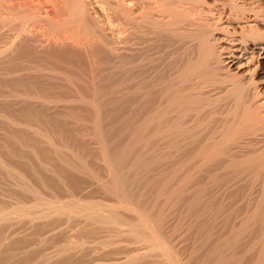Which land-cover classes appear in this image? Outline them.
<instances>
[{"label":"bare ground","instance_id":"obj_1","mask_svg":"<svg viewBox=\"0 0 264 264\" xmlns=\"http://www.w3.org/2000/svg\"><path fill=\"white\" fill-rule=\"evenodd\" d=\"M90 1H93L95 3V5L99 6L102 10L107 9L106 7H108V10L111 12L113 17H118L121 19V24H122V21L125 22L124 24L130 23V28L132 30L131 35H133V38L137 41L136 45H139V44L147 45L148 43H151V41L157 40V41H160L164 44L169 43L168 47L165 45L166 48H169V45H172V44L174 45V46L172 45V47L176 48V51H174L173 54L170 53V56H169V54L168 55L166 54L167 56L170 57V58L167 57L169 59V62L161 70V73L158 74L157 81H155L152 85H141V86H139V84H142V83L138 82L139 83L138 84L136 82H133L134 80L132 79L131 83H133V85L131 87V93H130L131 94V97H130L131 98V101H130L131 102L130 103L131 104V106H130V123H131V126H130V128H131V133H132L131 137L134 141L143 142V143H146V142L147 143L163 142L166 144H168V143H176L177 144V146H178V149H177L178 153L177 154L179 156H176V157L177 158L179 157L178 158L179 161H177L178 162L177 168H178V173H179V175H178L179 186H178V188H176V187L175 188L178 191L177 193H179V195H182V196H184L188 190H191V192H192L191 198L193 199V203H194V206L196 207V211H197L196 216H198L200 219H203V221H205V220L207 221L206 225H208V230H206V231H207V234H208L207 236H208V240H209V247H208L209 264H264V3H261V1H257V0H126L127 3L125 2V0H68L69 3L68 4L66 3L67 4L66 6L69 9V13H68L69 16H66L68 18H66L64 16L65 19H63L64 17L63 18L61 17L62 14L58 10L57 15H59V16H56V17L54 16L55 18L54 17L47 18L43 21H45L47 25H49L51 28H53L52 30L54 31L55 35H57L56 33L64 25L66 27V24H68L69 22L73 23L74 21H71V20H76L75 19L76 17L78 18L79 23H76V24L74 23L75 26L80 24V23L81 24L84 23V26H86L85 24L88 23L94 29L99 30L100 28L99 29H97V28L100 26V23H99L100 21L98 20V18L94 17V14H96V13H94L93 16L90 14V10L92 9V8L90 9V7L92 5V3ZM54 2L56 3V0H54ZM55 3H54V5H57ZM124 3H126V4H124ZM129 4H130V7H129ZM104 5L106 7H104ZM25 6H24V3L22 4L19 1V3H17V4L14 3L13 6L9 5L8 8L5 6L6 10H4V6H3L2 10L5 11L4 13H2L3 11L0 8V10L2 11L1 15H0V25L2 24V26L3 25L7 26L10 29V31L15 30V31H12L15 33L10 34L11 37H9V38H11V39H9V41L6 40L8 37L7 38L4 37V39L6 40V41L5 40L3 41V42H6L5 46L4 45H3L4 47L0 46V76L6 75V78L8 77V79H9V77H11V78H17L19 80L20 79L23 80L22 78H24V77L26 78L27 76H29V74H31L33 72V70L35 69L33 64H32V66L27 64L28 66L26 68L22 67L23 69H18V68L14 69L11 65H9L8 67L10 68V66H11L12 68H10L8 70H5L3 68L4 70H2L3 72H1V66L3 65L2 63H6V61L9 62L12 59L14 60V56L17 54V51L20 50V49L19 50H17V49L21 48V46L24 45V42H27L26 41L28 38L27 35L32 31L31 29L32 28L36 29V27H35L36 25L34 26V24H36L37 21L41 22V18H39L37 16V14L33 12L34 9H31L32 7H30L29 10H27V7H25ZM53 9H55V8H53ZM25 10H27V11H25ZM55 11H56V9H55ZM57 12H55V15ZM105 15H106V13H105ZM71 17H75V18L71 19ZM81 24H80V26H83V24L82 25ZM88 24H87V26L89 27L90 25H88ZM29 28H31V29L29 30ZM63 29H65V28H63ZM63 29H61V30H63ZM77 29H79V27ZM96 30H94V32H96ZM34 31H32V32H34ZM4 32H5V30H4ZM50 34H51V32H50ZM59 34L61 35V33H58V36H59V37H57L58 40L60 39V37L62 38V36H60ZM2 35L0 36V40H2ZM8 36H9V34H8ZM36 36H37V34H36ZM32 37H33V40L36 38L35 36H33V34H32ZM65 38L66 37H64V39ZM32 42H34V41H32ZM88 42H89V40H88ZM36 43H38V42H36ZM64 43H65V41H64ZM57 46H58V44H57ZM152 47H154V46H152ZM163 47H164V45H163ZM175 48H172V49L175 50ZM170 49H171V46H170ZM137 50H138V48L134 47V52H135L134 56H133L134 61H136V58L138 56ZM173 50H170V51H173ZM140 51H142V49ZM20 54H22V53H20ZM132 55H131V57H132ZM153 59H154V57H153ZM151 61H154V60H151ZM151 61H149V62H151ZM14 62L15 61H12V63H14ZM133 62H131V63H133ZM144 63H143V65L146 66V64H144ZM155 63H157L159 65L160 63H163V62H160V63L155 62ZM136 64L137 63H135V65ZM14 65H15V63H14ZM4 66H5V64H4ZM18 67H19V65H18ZM131 67H132V65H131ZM148 67H150V66H148ZM38 68H40V66ZM135 68H137V67H135ZM40 70H38V71H40ZM41 71H43V70H41ZM137 71L138 70L136 69V72ZM34 72H37V71L34 70ZM43 72H42V74H44ZM47 72H49V71H47ZM131 72H132V70H131ZM136 74L138 75V73H136ZM149 76H151V75H149ZM135 77L132 76V78H134V79H140L139 77H137V78H135ZM44 78H46V77H44ZM147 78H148V76H147ZM145 79L146 78H144L143 80L145 81ZM147 82H148V80H147ZM18 83H19V81H18ZM143 83L146 84L145 82H143ZM61 84H62V82H61ZM147 84H150V83H147ZM21 85H23V84H21ZM12 88L13 87H11L12 91L10 89H8V91L6 90L7 92L6 91L4 92V90H2L3 92H0V101L1 102L5 101V103L11 102V103H17V104L23 103L24 105L28 104V106L33 108V109L35 107V110L33 112H35L41 108L47 109V110L50 109V110H52L51 112H53L54 108L55 109L59 108V107L61 108L62 105H66V104H67L66 106H68L69 104L72 103V101L74 103H76V102L79 103L80 101L83 102V100L85 98V97L79 96L78 99H75V100L71 99L68 101L67 98L65 99V98H62L58 95L57 96L47 95L48 93L43 94V93H40L42 91L39 92L38 90H37V92L27 91V90L20 92L16 89L17 92H14L13 90H15V89H12ZM22 89L25 90L24 88H22ZM44 91L45 90H43V92ZM85 101H86V99H85ZM24 105L22 107H24ZM0 107H1V105H0ZM65 107H64V109L63 108L60 109V112H61V110L62 111L65 110ZM20 108H18V109H20ZM37 108H39V109H37ZM66 108H68V107H66ZM79 109H80V107H79ZM21 110H22V108L20 109V112H21ZM29 110H30V108L29 109L27 108V111H29ZM24 111H26V110H24ZM43 111H45V110H43ZM33 112L31 111V113H33ZM31 113H29V114H31ZM7 114H9V113H6V112H4V110L0 109V123L2 121H4L5 124L7 123L8 126L13 128V130L17 129V132L19 130L21 132L23 131L24 133H34L35 135L32 134V136L34 135L33 138L36 135L37 136L40 135V138H42L41 144L44 143L45 145H47L46 147L49 148L50 151L52 150L56 155H58V156L54 155V157L55 158L57 157L56 159L61 164V166L62 165L65 166V168H67L68 171L76 172V174H78V172H81L80 167H78L74 164L75 162L74 163L72 162V164H71L69 161L64 159V158L68 159L70 157H68V158L64 157L63 159L60 157L61 155H62V157H63V155H66L63 153L60 155V153L63 151L62 150L63 146L66 148V146H65L66 144L65 145L62 144L63 146H62V148H60V146H59L60 144H57V142H55L56 140L54 141L52 139L55 136L51 135L52 133L50 134L47 131V133L49 135H51L52 137L48 136V134L45 131H43L44 129L46 130V128H44L43 130L41 129L42 128L41 124H40L41 125V128H40V125H39L40 121H38V125H34V124H32L33 121L29 123L27 121L28 119H25V117L28 116V114L25 117H23V115H22V118L20 117L19 113L13 117L9 116V115H14L15 113L14 114L11 113L9 115H7ZM21 114H22V112H21ZM48 114H50V112ZM17 115L20 118L17 117ZM56 116H58V115H56ZM48 119H50V118H48ZM45 120H47V119H45ZM36 121H37V118H36ZM2 126H3V124H2ZM94 126L96 128V125H94ZM89 127H92V126H89ZM4 128H6V127H4ZM4 128H1V129H3V131H4ZM10 130H11V132H13L12 129H10ZM124 131H126V130H124ZM4 132L6 133L8 131H4ZM4 132H2L1 134H3ZM96 133L97 132L94 133V136H98V133L97 134ZM54 134H56V133H54ZM14 135H15V133H14ZM4 136L7 137V134L6 135L4 134ZM91 138L95 141L97 140L96 138L94 139V137H91ZM97 138L99 140V136ZM10 139L12 140V138H10ZM34 139H36V138H34ZM38 140H39V137H38ZM24 141H25V139H24ZM39 142H40V140H39ZM135 143H134V145H135ZM1 144H3V143L1 142ZM98 144H100V143H98ZM18 145H20V144L18 143ZM33 145L29 146V145H27V143H26V145L21 144V146L19 148H21V147L23 149L30 148L31 151L34 152L35 156H36V153L38 151L37 152H35V151L38 148H36V149L34 148L35 149L34 150ZM168 145H170V144H168ZM161 146L163 147V145H161ZM100 147L103 150V148H102L103 146H100ZM65 148H63V149H65ZM7 149H8V147H7ZM14 149L15 148H13L11 150V153H13L12 151ZM30 149H29V151H30ZM9 150L10 149H8V151H6V152H10ZM18 150L19 149H17V151ZM68 150L69 149H67V151ZM141 150L142 149H140V151ZM26 151L28 152V150H26ZM53 152H51V153H53ZM100 152H101V150H100ZM152 153H154V152H152ZM17 154H19V153H17ZM135 155H137V154H135ZM173 155L175 156L176 154H173ZM66 156H68V154ZM142 156H144V155H142ZM12 157H14V156H12ZM19 157H21V156H19ZM122 157H123V155H122ZM36 158H37V156H36ZM99 158H101V157H99ZM111 158H113V156H111ZM156 158H158V157H156ZM165 158H167V157H165ZM5 159L0 154V168L4 172V175L3 174L0 175V176H2L0 178V185H2V186L8 185V187L12 186L10 188H12V189L14 188L15 190L17 189L16 191L20 190L24 194H26L28 192L29 194H31L30 197L31 196L33 197L32 200H34V202H32V203L30 202V205H29V202H27V203L22 202L20 200V198L17 197L18 198L17 200L14 199L16 202L9 205L8 203H5V201L3 203V200L1 197L2 202L0 201V237H1L0 238V249H3V247L4 246L6 247V245H8L10 247L9 244H12V242H14L15 237L13 238L11 236H14L15 233H17V231L15 232V230H17L18 228L15 227L14 224L18 225L19 222H23V223L28 224V226H30L31 229L36 228L38 230V231L35 230V231H37L36 235H38V237H36L37 240L40 242H44L49 237V235L55 236L56 234H54V231L56 232L57 229L59 230V228H60V232L59 231L58 232L61 233V230H63V228L61 229V226L64 227L65 225H66L65 229L63 230L65 235L68 234L69 231H70V234L73 232L72 235H75L76 233L74 234V231H72V230H75V228L78 225V221H81L83 223L85 222L88 226H89V224H91L92 229H94V230L100 229L99 230L100 232H101V230L102 231L105 230L106 232H108L107 235H109V233H112L115 235L117 233H121L120 232L122 230L121 227L125 226V229H126V226H127V230L125 231L127 233V235L129 234V236H130V234H131L133 237L138 238L141 241L143 240V241L147 242V245L149 246V250H151L150 254L152 255V257H153V255L161 256L165 259H168V261L170 260L172 262V264H177V262L180 261L178 259H177L178 261H176L175 252L170 247L171 244L169 245L167 240H165L166 238L164 239L161 236L162 232L158 231L161 229V228L159 229V227H161V226H159V227L153 226L152 227L153 222H149L148 218H150V215L148 214V216H149L148 217L146 215L147 214L146 211H145L146 214H143L142 212H139L142 210H139V209H136L135 207H132L131 204H129L130 203L129 201H128L129 202L128 203L127 200H124L126 197V193L125 192L122 193L123 192L122 189L125 190V188H122V189H120L121 187L115 188V191L116 190L118 191V189L120 191H122V192H119L120 193V194H118L119 196L123 194L125 197L122 198L120 196L122 199H119L120 197L118 198V195H117L118 202L116 204L112 203V205L103 204L100 202H95L93 200L88 201L87 200L88 198L87 199L79 198V196L77 197V195L74 193L72 196L69 195L70 198H68L66 200L60 199L61 197H58V194H56V196L47 197L48 195L47 196L44 195L45 192L43 193V191H41V189L39 187L31 184L32 181L30 183V180L28 179L29 173L27 174V172L25 171V170H27L26 165H24L26 168V169H24L23 166L15 165V163L13 164V162L5 160ZM42 159H44V158H42ZM110 159L109 160L107 159V160L111 161ZM168 159H169V157H168ZM17 160L19 161V159H17ZM107 160H106V163H107ZM136 160H138V159L136 158ZM36 161H38V164H36V162H35V164L41 168L42 173H44L42 171L43 169L46 171H51V172L54 171V169H55L52 167V165H55V162H54V164L51 165L50 164L51 160L46 161V160H41L38 158V160H36ZM52 161H53V159H52ZM104 161L105 160H103V163H104ZM145 161H146V158H145ZM156 161H157V159H156ZM149 162L152 163L151 161H149ZM174 162H176V161H174ZM79 163H80L79 164L80 166H81V164L85 165L83 162L82 163L79 162ZM135 163H133V164L135 165ZM29 165H30L29 167H31V169H30L31 171H37L38 172L37 167L35 168V166H33L31 164H29ZM106 165L108 166V163ZM109 165H110V163H109ZM112 165H114V164H112ZM112 165H111V167H112ZM121 165H122V163H121ZM163 165H165V164H163ZM61 166L58 168H61ZM103 166L106 167L105 164H103ZM167 166H168V164H167ZM55 167H57V166L55 165ZM98 167H99V165H98ZM111 167L109 168V170H111ZM124 167H126V166L124 165ZM141 167H143V166H141ZM52 168H53V170H52ZM82 168H84V167L82 166ZM127 168H129V166ZM133 169H135V168H133ZM87 170H89V169H87ZM28 171H29V169H28ZM84 171H86V170H83V172ZM107 171H108V169H107ZM107 171H106V173H107ZM55 172L56 171L52 172L51 175H53V173L55 174ZM57 172H56V174H57ZM71 172H69V173H71ZM38 173H40V171ZM38 173H36V175ZM48 173L50 174V172H48ZM60 173H62V172H60ZM113 173H115V175H117L116 172H113ZM91 174L93 175V173H91ZM134 174L135 173H133V175ZM63 175H61V176H63ZM86 175H88V174H86ZM30 176H31V174H30ZM61 176L57 182L61 181L63 184H65L64 182H66V181H64L63 177L61 179ZM117 176L119 177L122 175L119 174ZM128 176H129V174H128ZM56 177H57V175H56ZM88 177H87V179H88ZM133 177H135V175ZM94 178L92 176L93 180H91V183H92V181H95ZM121 178L118 180H122ZM97 179L101 180V178H99V177H97ZM97 179H96V181H97ZM89 180L90 179H88V182H89ZM100 180H98L95 183H97L105 192L109 191V189H110L109 188V185H110L109 182L106 183L105 181H103L104 180L103 179L102 180L103 183H102V181L100 182ZM118 180H116V181H118ZM139 180H137V181L139 182ZM161 180L163 181V179H161ZM43 181L44 180H42V182ZM128 181H130V180H128ZM121 182L122 181H120V183ZM45 183L43 182L42 186L43 187L45 186V188L48 189V183H47V185ZM110 183H112V182L110 181ZM120 183H118L117 186L121 185ZM106 184L107 185L109 184V185L107 186ZM122 184H124V183L122 182ZM57 185H59V184H57ZM65 185H67V184H65ZM53 186H55V185H53ZM113 186H116V184L114 183ZM113 186H112V188H114ZM162 186H163V184H162ZM61 187H62V189L65 188L63 186H61ZM91 187L93 188V186H91ZM91 187L89 189L90 192H92ZM122 187H123V185H122ZM158 187H160V186H158ZM86 188H88V187H86ZM171 188H173V187H171ZM65 189H67V188H65ZM49 190H51V189H49ZM51 191H53V190H51ZM68 191H70V190L68 189ZM115 191H114V193L116 196V193H118V192H115ZM155 191H156V188H155ZM171 191H172V189H171ZM156 192H158V190ZM110 194H112V193L110 192ZM52 195H54V191H53ZM2 196H5V194L3 193ZM6 196H7V194H6ZM9 196H10V194H9ZM14 197H16V196H14ZM126 199H128V198H126ZM154 203H155V200H154ZM142 204H144V203L142 202ZM168 204H169V202H168ZM162 205H164V204H162ZM146 208H148V207H146ZM150 208H151V206H150ZM121 210H124V211H122V215L126 211L130 212L129 215L130 214L132 215V213H133V215L136 216V220L134 219L135 220V221L133 220L134 222L133 221L130 222V220L128 222H127V220L125 221L120 216ZM155 212H156V210H155ZM160 214H161V212H160ZM146 216L148 218H146ZM127 218H128V214H127L126 219ZM152 218H153V216H152ZM76 219H78V221H76L77 225H74V223L71 224V222L72 221L74 222ZM19 224L21 225V223H19ZM26 224H24V227L27 228L28 226ZM81 225H83V224H81ZM93 225H94V227H93ZM118 226H121V227H118ZM30 227H28V228H30ZM117 227L120 228L121 230L119 231L117 229ZM89 228L90 227H88V229ZM23 229H25V228H23ZM32 230H34V229H32ZM84 230L85 229H83V231ZM87 230H86V232H87ZM94 230H93V232H95ZM80 231L81 230H79V232ZM90 231H91V229H90ZM79 232H77V233H79ZM84 232H82L83 237L85 234ZM125 232L122 235H124ZM82 233H80L79 235H81ZM89 233H88V235H89ZM31 234H33V233H31ZM91 234H92V232H91ZM79 235L77 234V237ZM62 236L64 237V235H62ZM87 236H85L86 239L87 238L89 239L90 237H87ZM98 236H100V235H98ZM109 236L113 237L114 235L110 234ZM117 236H118V234L116 235V237ZM69 237H71V236H69ZM73 237L75 240V236H73ZM103 237H106V234L103 235ZM112 237H109V240L104 238V239H106V241H103V240L97 241L95 239H92V242H91V239H89L90 241L84 239L83 241L80 240L79 243H73V242H70L67 240L65 242V244L64 243L62 244L63 246L62 245L59 246V249L57 250V257H58V259H64L63 263L60 260L62 264H94L97 261H103L102 263L98 262L97 264H137L143 260L144 256L143 257L138 256L139 254L136 255L134 253L135 256H133V257L130 256L129 250H124V249L122 250V248L120 250V248H117V247L108 248V247H110L109 246L110 243L114 244L115 241L114 242H112V241L116 240V239H114V237H115L114 236L113 240L111 241ZM30 238L31 239H29V241L31 242V240L33 238L32 237H30ZM79 238H80V236H79ZM93 238H96V237H93ZM81 239H83V238H81ZM97 239H99V238H97ZM11 240H13V241L11 242ZM52 240H53V238H52ZM70 240H71V238H70ZM169 240H170V238H169ZM32 241L34 242V240H32ZM77 241H79V239ZM116 241H119V240H116ZM40 242H38V243H40ZM45 243H47V241ZM37 244H35V245L39 247L40 245H37ZM90 244H94L92 246H95V248H92L90 246ZM135 244H136V242H135ZM32 245H30V247ZM86 245H88V246L86 247ZM36 246L34 247L35 249H36ZM114 246H116V245H114ZM26 247H29V245L27 244ZM32 247H31V249L27 248V249H29V251L31 250V254L33 253L32 250L34 249ZM12 248L13 247H11V249ZM19 248L20 247H16V249L20 250ZM126 248H128V247H126ZM23 249L25 250L24 247H23ZM35 249L33 251L36 252L38 249L37 250H35ZM128 249H130V248H128ZM9 250H10V248L8 249V251ZM18 250H16V251L10 250V251L15 252L14 254H17ZM24 250H22V247H21V251H23L25 253V251H27V250H25V251ZM6 251L3 250V252L7 253ZM29 251H27L26 253H28ZM21 253L19 255L18 254L17 255L20 256ZM26 253L24 255H26ZM23 254L21 256H23ZM38 254H39V252H38ZM48 254L49 253L44 254L42 252V254L40 255L41 261H39V262L42 263L43 262L42 259L44 258L43 263L51 264L52 261L48 257ZM122 254H126L125 257L124 256L120 257V255H122ZM142 254H144V253L142 252ZM206 254H205V256H206ZM11 255L15 257L14 259L10 258V260H12V261L13 260L21 261L20 259H22L20 257L19 258L16 257L17 255H13V254H11ZM117 255H119V256H117ZM12 256H10V257H12ZM26 256L29 257L32 255L28 254ZM40 256L38 255L39 258H40ZM0 257H2V256H0ZM149 257H151V256H149ZM6 258H8V257L6 256ZM16 258H18V259H16ZM32 259H33V257H32ZM32 259L29 260L28 264H41L39 262H36V260L38 258L37 259L34 258L35 262ZM6 260H8V259H4V261H6ZM24 260H25V258H24ZM38 260H40V259H38ZM30 261H31V263H30ZM53 262L57 264V261H53ZM16 263L14 262L12 264H16ZM24 263H25V261H24ZM54 263H52V264H54ZM4 264H6V262ZM7 264H10V263H8V261H7ZM25 264H27V262Z\"/></svg>","mask_w":264,"mask_h":264},{"label":"rangeland","instance_id":"obj_2","mask_svg":"<svg viewBox=\"0 0 264 264\" xmlns=\"http://www.w3.org/2000/svg\"><path fill=\"white\" fill-rule=\"evenodd\" d=\"M19 1L22 4L24 3V6L26 5L25 7H27V10H29V8L32 7L31 9H34L33 12L36 13L39 18H41V22L37 21L36 24H34V26L36 25L35 26L36 29L32 28V27H31L32 29L29 28V30L31 29L32 31H34V30L35 31L34 32L31 31L27 35L28 38L30 36L31 37L29 39L27 38V40H26L27 42H24V45H22L21 48L17 49V50H19V49L20 50L17 51V54L14 56V60L12 59L9 62L6 61V63H2L3 67L1 66V72H3L2 70H4V69L8 70V69H10L12 67L14 69L15 68L23 69V68H26L28 65L32 66V64L35 67L34 70L37 71V72H34V70H33V72L35 74L32 72L26 78L25 77L22 78L23 80L20 79L23 83L17 78L9 77V79H8V77L6 78V75L0 76V79L2 78L0 80L1 81L0 82V92H3L2 90H4V92L6 90L8 91V89L11 90V87H13L12 89H15V90H13L14 92H17L16 89L18 91H20V92H23V91H26V90L27 91L37 92V90H38L39 92L42 91L40 93H43V94L48 93L47 95H53V96H57L58 95V96H60L62 98H65V99L67 98L68 101L71 100V99L72 100L78 99L79 96L80 97H85V98H84L83 102L80 101L79 103L78 102L74 103L72 101L73 104L71 103L68 106H66L67 105L66 104V105H62L61 108L60 107L56 108V109L54 108L53 112H51L52 110H50V109L47 110V109H42V108H41L42 110L37 108L39 110L36 109L37 111L33 112L35 110V107L33 109V108L29 107L28 104L24 105L23 103H21V104L18 103L17 104V103H11V102H6L5 103V101L4 102L0 101V105H1L0 109L4 110V112L9 113V114H11V113L14 114L15 113L14 115L7 114V115L12 116V117L16 116V114H18V113H19L21 118H22V115H23V117H25L28 114V116H26L25 119H28L27 121L29 123L33 121L32 124H34V125H38V121H40L39 125L40 124L42 125V128H41V125H40V128L42 130L44 128H46V130L44 129L43 131H45L46 133L48 131V133H50V134L52 133L51 135L56 137V138L53 137L52 139L54 141L56 140L55 142H57V144H60L59 145L60 148H62V146L66 144L65 145L66 148L63 146V148H65V149L62 148L63 151L60 153V155L63 153V154H66V155L68 154V156L63 155V157H62V155H61L60 157L62 159L64 157H67V158L70 157L71 159L68 158L69 160L66 159V158H64V159L69 161L71 164H72V162L73 163L75 162L74 164L76 166L80 167L82 173L78 172V174H76V172L68 171L67 168H65V166H63V165L61 166V164L56 159L57 157L56 158L54 157V155H56V154L52 150L50 151V149L46 147L47 145L42 143L44 145L43 146L41 144L42 138H40V135L39 136L36 135L37 137L35 136L34 138H36V139H34L33 138V136L35 135L34 133H24L23 131L21 132L19 130L17 132V129L13 130V128L8 126L7 123H6L7 124L6 125L4 121H2L0 123V129L6 127V128H4V131H8V132L5 133L3 131V129L0 130L1 131L0 132V154H1V156H3L4 159L7 157L5 160L11 161V162H13V164L15 163V165L23 166L24 169H26L25 166H24V165H26L27 170H25V171L27 172V174L29 173L28 174V179L30 180V183L32 181L31 184L39 187L41 189V191H43V193L45 192L44 195H46V196L48 195L47 197L56 196V194H58V197H61L60 199L66 200V199L70 198L69 195L72 196L73 193H74V194L77 195V197L79 196V198H83V199H87L88 198L87 199L88 201L89 200H91V201L93 200L95 202H100V203H103V204L112 205V203L116 204L118 202L117 199L120 196L122 198L125 197L122 194V193L125 192L126 193V197H125L124 200H127V202L129 201L130 203L129 202L128 203L131 204L132 207H135L136 209L142 210V211L138 210L139 212H142L143 214H146V212H147L146 215L147 216H148V214L150 215V218H148L149 216L148 217L146 216V218H148L149 222H153L152 223V227L153 226L154 227L161 226V227H159V229L160 228L161 229L158 230V231L162 232L161 236L164 239L166 238L165 240H167L169 245L171 244L170 247L175 252L176 261L180 260V261L177 262V264H209V261H208L209 260V252H208L209 240H208V236H207L208 234H207V231H206V230H208V225H206L207 221L204 219L206 221L205 222V221H203V219H200L198 216H196L197 215V211H196V207L194 206L193 199L191 198V195H192L191 194L192 193L191 190H188L187 191L188 193L186 192L184 196L179 195V193H177L178 191H177L176 188H178V186H179V182H178L179 181L178 180L179 179L178 178L179 173H178V168H177L178 167V162L177 161H179V159H178L179 157L178 158L176 157V156H179L177 154L178 153L177 144L176 143H168V144H170V145H168V144L163 143V142H159V143L158 142H154V143L153 142H150V143L146 142V143H143V142L134 141L132 139V137H131L132 133H131V128H130V126H131V123H130V106H131V104H130L131 103L130 102L131 98L130 97H131V94L130 93H131V87L133 85V83H131L132 79L134 80L133 82L142 83V84L138 83L139 86H141V85H152L155 81H157L158 74L161 73V70L169 62L168 58H170L169 57L170 53L173 54V52L176 51V48L172 47L173 44L169 45V48H166L165 45L168 47L169 43L166 42L167 44H164V43H162L160 41H157V40L151 41V43H148L147 45H141V44L136 45L137 41L133 38V35H131L132 30L130 28V23L129 24L128 23L124 24L125 22L122 21V24H121V19L118 18V17H113L111 12L108 10V7H106L104 5V7H106L107 9L102 10L99 6L95 5V3L93 1H90L92 3V5L90 7V9L92 8L90 10V14L93 16V14L96 13V14H94V17L98 18V20L100 21L99 22L100 26L97 28V29L100 28L99 30L94 29L90 24H88L86 22H85L86 26H84V23H82L83 26H80L81 23L75 26L76 23H79L78 18L77 17L76 18L75 17H71V19L75 18L77 21L76 20H71L69 18L71 21H74V22L73 23L69 22L70 24L69 23L66 24V27L64 25L56 33L57 35H55L54 31L52 30L53 28H51L49 25H47L46 22L43 21V20H45L47 18H52L54 16L55 17L59 16V15H57L58 14V12H57L58 10L61 12V14H62L61 17L62 18L64 16L65 17L69 16V14H68L69 13V9L66 6L69 3L68 0H56V3L54 2V0H38V1L37 0H16V1L15 0H0V8L2 10V7L4 6V10H6V7L8 8L9 5L13 6L14 3L17 4V3H19ZM257 1H261V3H264V0H257ZM125 2H126V0H125ZM54 3L57 4L58 6L54 5ZM126 3H124V4H126ZM129 7H130V4H129ZM53 8H55L56 11ZM1 10H0V15H1V12L3 11V10L2 11ZM27 10H25V11H27ZM4 12L5 11H3L2 13H4ZM55 12H57L56 15H55ZM105 13H106V15H105ZM65 17L63 19H65ZM66 18H68V17H66ZM87 24L90 25L91 27L90 26L88 27ZM78 27H79V29H77ZM63 28H65V29H63ZM61 29H63V30H61ZM4 30H5V32H4ZM94 30H96V32H94ZM12 31H15V30H11L10 31V29L7 26H5V25L2 26V24L0 25V33H1L0 36L3 34L2 35V40H0V46H2V47L5 46L6 42H3L5 40L4 37H6V38L8 37L6 39L8 41H9V39H11V38H9V37H11L10 34L11 33L12 34L15 33V32H12ZM50 32H51L52 35L50 34ZM58 33H61V35L60 34L59 35L62 36V38L60 37L59 40L57 38V37H59ZM8 34H9V36H8ZM32 34H33V36L36 37L35 38L36 40L35 39L33 40ZM36 34H37V36H36ZM64 37H66V38L64 39ZM88 40H89V42H88ZM32 41H34V42H32ZM64 41H65V43H64ZM36 42H38V43H36ZM57 44H58V46H57ZM163 45H164V47H163ZM152 46H154V47H152ZM170 46H171V49H170ZM134 47L138 48V50H137L138 51V54H137L138 56L136 55L137 56L136 61H134V59H133V56H134V53H135L134 52ZM172 48H175V50H173ZM141 49H142V51H140ZM170 50H173V51H170ZM20 53H22V54H20ZM166 54L167 55L169 54V56H167ZM131 55H132V57H131ZM153 57H154V59H153ZM151 60H154V61H151ZM12 61H15L14 63H15L16 66L14 65V63H12ZM149 61H151V62H149ZM131 62H133V63H131ZM155 62H159V63L163 62V63H160L158 65ZM135 63H137V64L135 65ZM143 63L146 64V66L143 65ZM4 64H5V66H4ZM9 65H11L12 67L10 66V68H9L8 67ZM18 65H19V67H18ZM131 65H132L133 68L131 67ZM39 66H40V68H38ZM148 66H150V67H148ZM135 67H137V68H135ZM40 69L43 70L44 72L41 71ZM136 69L138 70L137 72H136ZM38 70H40L41 72L38 71ZM131 70H132V72H131ZM47 71H49V72H47ZM42 72L44 74H42ZM136 73H138L139 76ZM149 75H151V76H149ZM132 76L133 77L136 76L135 78L139 77L140 79H134V78H132ZM147 76H148V78H147ZM44 77H46V78H44ZM144 78H146L148 80V82H147L146 79L144 81L143 80ZM18 81H19L20 84L18 83ZM61 82H62V84H61ZM143 82H145V83L147 82V83H150V84H147V83L144 84ZM21 84H23V85H21ZM22 88H24L25 90H23ZM43 90H45V91L43 92ZM85 99H86V101H85ZM23 105H24L25 108L22 107ZM63 106L64 107L66 106L68 108L65 107V110H63V111L61 110V112H62L61 113L60 109H62V108L64 109ZM20 107L22 108V110H21L22 114L20 112V109H21ZM79 107H80V109H79ZM18 108H20V109H18ZM27 108L28 109L30 108V110L33 113H31L30 110L27 111ZM23 109L26 110V111H24ZM43 110H45V111H43ZM48 111L50 112V114H48L49 113ZM29 113H31V114H29ZM56 115H58V116H56ZM17 117H19V116L17 115ZM36 118H37V121H36ZM48 118H50V119H48ZM45 119H47V120H45ZM2 124H3V126H2ZM94 125H96V128H95ZM89 126H92V127H89ZM8 127L10 129H12L13 132H11V130ZM124 130H126V131H124ZM2 132H4V133L1 134ZM95 132L98 133L99 140L97 138L98 136H94ZM14 133H15V135H14ZM54 133H56V134H54ZM4 134L5 135L7 134V137L4 136ZM32 134H34V135L32 136ZM51 135L48 134V136L52 137ZM38 137H39L40 142L38 140ZM91 137H94V139L96 138L97 140L95 141ZM10 138H12V140ZM24 139H25V141H24ZM1 142L3 144H1ZM18 143L20 145H18ZM26 143L29 146H32L34 144L33 145V149L34 148L35 149L38 148L35 151V152L38 151L36 153L37 158L35 156V153L32 152L30 148H26V149H23L22 147L19 148L21 146V144L22 145H24V144L26 145ZM98 143H100V144H98ZM134 143H135V145H134ZM161 145H163V147ZM100 146H103L102 147L103 150L101 149ZM7 147H8V149H10L9 150L10 152H6V151H8ZM13 148H15V149L12 151L13 153H11V150ZM17 149H19V150L17 151ZM29 149H30V151H29ZM67 149H69V150L67 151ZM140 149H142V150L140 151ZM26 150H28V152ZM100 150H101V152H100ZM51 152H53V153H51ZM152 152H154V153H152ZM15 153L16 154L19 153V154L16 155ZM135 154H137V155H135ZM173 154H176V155L174 156ZM122 155H123V157H122ZM142 155H144V156H142ZM12 156H14V157H12ZM19 156H21L22 158L19 157ZM56 156H58V155H56ZM111 156H113V158H111ZM99 157H101V158H99ZM156 157H158V158H156ZM165 157H167V158H165ZM168 157H169V159H168ZM38 158L41 159V160H46V161H50L51 160L50 161L51 165L54 164V162H55V165L57 167H55V165H52V167L55 168L54 171H56V172L58 171L57 174L55 172L57 177H56V175L54 173H53V175H51V173L54 172V171L51 172V171H46V170L43 169L42 171L44 173H42L41 172V168L36 165V164H38V161H36V160H38ZM42 158H44V159H42ZM136 158L138 160H136ZM145 158H146V161H145ZM17 159H19V161ZM52 159H53V161H52ZM107 159L108 160L110 159L111 161H108ZM156 159H157V161H156ZM103 160H105L104 163H103ZM106 160H107L108 166L106 165L107 164ZM149 161H151L152 163H150ZM174 161H176V162H174ZM35 162H36V164H35ZM79 162H81V163L83 162L85 165L81 164V166H80ZM109 163H110V165H109ZM121 163H122V165H121ZM133 163H135V165ZM29 164L35 166V168L37 167L38 172L40 171V173H38L37 171H31L30 170L31 167H29L30 166ZM103 164H105L106 167H104ZM112 164H114L115 166L112 165ZM163 164H165L166 166L163 165ZM167 164H168V166H167ZM59 165L61 166V168H58V167H60ZM98 165H99V167H98ZM111 165H112V167H111ZM124 165L126 167H124ZM82 166L84 168L87 166L86 168L89 169V170H87L86 168L85 169L82 168ZM128 166H129V168H127ZM141 166H143V167H141ZM110 167H111V170H109ZM53 168H52V170H53ZM133 168H135V169H133ZM28 169H29L30 172L28 171ZM107 169H108V171H107ZM83 170H86V171L83 172ZM0 171L2 172V173L0 172L1 173L0 175H2V174L4 175V172L1 170V168H0ZM106 171H107L108 174L106 173ZM48 172H50V174ZM60 172H62V173H60ZM69 172H71L72 174L69 173ZM113 172H116L117 175H119V174L122 175L123 177L119 176L120 178L122 177L121 178L122 180H118L120 178L117 175H115V173H113ZM132 172L135 173L134 174L135 177H133L134 175H133ZM36 173H38V174L36 175ZM85 173L88 174V175H86ZM91 173H93V175ZM30 174H31V176H30ZM128 174H129V176H128ZM61 175H63V176H61ZM60 176H61V179H62V177L64 178V181H66L64 183L67 184V185L63 184L61 181L57 182L58 179H60ZM92 176H93V178L95 177L94 178L95 181H92V183H91V180H93ZM1 177L2 176H0V178ZM87 177H88V179H90L89 182H88ZM97 177L101 178V180L97 179ZM114 178L116 180H118V181H116ZM96 179H97V181L100 180V182L103 179H104L103 181H105L106 183L109 182V184H110V185L108 184L109 188H110L109 191L111 190L110 192L112 194H110L109 191L105 192L97 183H95V182H97ZM161 179H163V181ZM42 180H44L43 181L44 183L46 182L45 183L46 185L48 183V189L45 188V186L44 187L42 186L43 185ZM128 180H130V181H128ZM137 180H139V182ZM103 181H102V183H103ZM110 181L112 183H110ZM120 181H122L124 184H122V182L120 183ZM114 183L116 184V186H113ZM118 183H120L121 185L117 186ZM57 184H59V185H57ZM162 184H163V186H162ZM53 185H55L56 187L53 186ZM122 185H123V187H122ZM61 186L65 187L67 189H65V188L62 189ZM91 186H93V188ZM112 186L114 188H112ZM158 186H160V187H158ZM10 187H12V186H10ZM10 187H8V185L7 186L6 185H3V186L0 185V195H1L0 196V201L1 202L3 200V203L5 201V203H8L9 205H11V204L16 202L15 200L18 199L17 197H19L22 202H26V203L29 202V205H30V202L31 203L34 202V200H32L33 197L32 196L30 197L31 194H29L28 192H27L28 194L26 192H25L26 194H24L22 191L18 190L19 191L18 192V191H16L17 189L15 190L14 188L12 189ZM86 187H88V188H86ZM90 187H91V191L92 192H90V190H89ZM118 187H121L120 189L125 188V190L122 189L123 192L120 191L119 189H118V191L117 190L115 191V188H118ZM171 187H173V188H171ZM155 188H156V191L158 190V192L155 191ZM170 188L172 189V191H171ZM49 189L54 191V195H52L53 191H51ZM68 189L70 191H68ZM114 191L118 192V193H116V196H115ZM119 192H122L121 193L122 195L119 196L118 195V194H120ZM3 193L5 194V196H2ZM6 194H7V196H6ZM9 194H10V196H9ZM117 195H118V198H117ZM14 196H16V197H14ZM1 197H2V200H1ZM121 197L119 199H122ZM126 198H128V199H126ZM154 200H155V203H154ZM142 202L144 204H142ZM168 202H169V204H168ZM162 204H164V205H162ZM150 206H151V208H150ZM146 207H148V208H146ZM155 210H156V212H155ZM122 211H124V210L120 211V214H121L120 216L125 221L127 220V222H128L130 220V222H132L134 219L136 220V216H134L133 213H132V215H133L132 216L131 214L129 215L130 212L126 211V212H124L125 215L123 214L124 215L123 216L122 215ZM160 212H161V214H160ZM127 214H128V218L126 219ZM152 216H153V218H152ZM76 221H78V219H76L74 222L72 221L71 224L74 223V225H77ZM19 223H21V225L22 224L23 225L21 226ZM19 223H18V225L14 224V226L18 228L17 230H15V232L17 231V233H15L14 236H11L13 238L15 237L14 238V242H12L13 240H11L12 244H9L10 247L8 245H6V247L4 246L3 249H0L1 250L0 251L1 252L0 256H2V257H0V262H1L0 264H4L5 262L7 264V261L10 264H12L14 262L15 263L17 262L16 264H18V263L19 264H25L27 262V264H28L29 260L32 259V257H33V259H32L33 261H34V258L35 259H37V258L40 259V260L37 259L38 261L36 260V262H39V261H41V256L40 255L42 254V252L44 254L45 253L46 254L49 253L48 257L50 258L52 263H54L53 261H57V264H59V263L62 264L64 259H58V257H57V250L59 249V246H61L63 243L65 244V242L67 240L70 241V242H73V243H79L80 240L83 241L84 239H86L85 236H87L89 232L90 233H89V235L87 237H90L89 239H91V242H92V239H95L97 241L98 240L99 241L100 240L101 241L102 240L106 241V239L109 240V237H112V236H109L110 234L114 235L115 236V237L113 236L114 239L119 240V241L113 240V237H112L111 241L113 240L112 242H114V241L115 242H114V244L110 243V245H109L110 247H108V248L117 247V248H120V250H121V248H122V250L123 249L124 250H129L130 251V256H132V257L135 256V254L136 255L139 254L138 256H141V257L144 256L143 260L140 263H137V264H172V262L170 260L168 261V259H165V258H163L161 256L153 255V257H152V255L150 254L151 250H149V246L147 245V242H145L143 240L141 241L140 239L133 237L131 234H130V236H129V234L127 235V233L125 232L127 230V226H126V229H125V226L124 227L123 226L122 227L118 226V227H121L122 230L117 227V229L119 231L121 230L120 231L121 233H117L118 236L116 237L117 234L115 235V234L109 233V235H107L108 232H106L105 230H103V231L101 230V232H100L99 231L100 229H97V230L92 229V225L91 224L88 223L89 224V226H88L85 222L83 223L81 221H78V225H77L78 228L76 227L75 230H72V231H74V234L76 233L75 235H72L73 232L70 234V231H69L68 232L69 235L66 234L67 235L66 236L64 231H63L65 229L66 225L65 226L63 225L64 227L61 226V229L63 228V230H61V233H59L60 232V228H59V230L57 229V231H56L57 233L54 231V234H56V235L55 236L54 235H52V236L49 235V237L46 239L47 243H45L46 241L40 242V241L37 240L36 237H38V235H36V233H37L38 230L36 228H32V229H34V230H32L31 227L28 226V224L23 223V222H19ZM80 223L83 224V225H81ZM24 224H26L30 228L24 227ZM87 226L90 227V228L88 229ZM93 227H94V225H93ZM23 228H25V229H23ZM78 229L81 230V231L79 232ZM83 229H85L84 230L85 232L83 231ZM90 229H91V231H90ZM35 230H37V231H35ZM86 230H87V232H86ZM93 230L95 232H93ZM76 231L79 232V233H77ZM82 232H84L86 234V235L84 234L85 238L83 237V233ZM91 232H92V234H91ZM124 232H125L126 235L125 234L122 235ZM31 233H33V234H31ZM80 233H82V234L79 235ZM61 234L64 235V237ZM77 234L80 236V238H79V236L77 237ZM102 234L103 235L106 234V237H103ZM98 235H100V236H98ZM197 235L198 236L200 235V236L198 237ZM29 236L33 238L32 240H34V242L32 240H31V242L29 241V239H31ZM69 236H71V237H69ZM73 236H75V240H74ZM93 237H96V238H93ZM52 238H53V240H52ZM70 238H71V240H70ZM77 238L79 239V241H77L78 240ZM81 238H83V239H81ZM97 238H99V239H97ZM104 238H106V239H104ZM169 238H170V240H169ZM89 239L87 238L86 240H89ZM38 242H40L41 244L38 243ZM135 242H136V244H135ZM34 243L35 244L38 243L37 245H40L39 246L40 248L38 246H36ZM27 244L29 245V247H26ZM30 245L33 246V247L31 246L32 248H34L36 246V249L35 248L34 249L35 250L38 249L37 251L39 252V254H38L37 251L36 252L33 251L34 249L32 250L33 253L31 254V250L29 251V249H31ZM88 245H86V247ZM92 245H94V244H90V246L92 248H95V246H92ZM114 245H116V246H114ZM11 247H13V248L11 249ZM16 247H20L19 248L20 250L16 249ZM21 247H22V250H24L23 249V247H24L25 250L29 251L28 253H26L27 251L24 250L26 255L29 254V255H32V256L28 257V256L24 255L25 253L23 251H21ZM126 247H128L130 249H128ZM9 248L12 251L18 250V253L22 252L21 255L23 253L24 254H23V256H21V255L18 256L20 253L19 254L17 253L18 254L17 255V254H14L15 252H11L10 250H9L10 251L9 252L8 251ZM27 248H29V249H27ZM3 250L4 251L7 250L6 251L7 253L3 252ZM142 252L144 254H142ZM11 254L17 255L16 257L22 258L20 260L21 261L23 260V261L21 262L19 260H17V261L16 260H13V261L10 260V258L11 259L15 258ZM205 254H206V256H205ZM9 255L12 256V257H10ZM38 255L40 256V258L38 257ZM125 255L126 254H122V255H120V257H122V256L125 257ZM6 256L8 258H6ZM117 256H119V255H117ZM149 256H151V257H149ZM3 258L4 259H8V260L4 261ZM18 258H16V259H18ZM24 258H25V260H24ZM60 260L62 261V263H61ZM24 261H25V263H24ZM42 261L44 262V258L42 259ZM43 262L42 263L39 262V263L45 264ZM98 262L102 263L103 261H97L94 264H97ZM30 263H31V261H30ZM54 264H56V263H54Z\"/></svg>","mask_w":264,"mask_h":264}]
</instances>
